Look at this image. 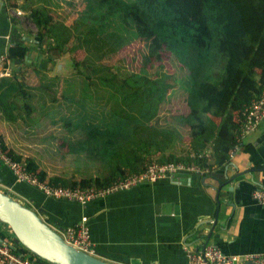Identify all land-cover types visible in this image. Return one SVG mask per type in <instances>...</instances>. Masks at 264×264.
Listing matches in <instances>:
<instances>
[{
  "label": "trees",
  "instance_id": "trees-1",
  "mask_svg": "<svg viewBox=\"0 0 264 264\" xmlns=\"http://www.w3.org/2000/svg\"><path fill=\"white\" fill-rule=\"evenodd\" d=\"M82 1L75 15L76 0H3L35 26L48 64L29 62L24 43L9 50L19 65L0 79L3 151L66 189L109 187L151 163L227 166L238 119L264 90V0H198L201 24L172 0ZM140 44L139 65L107 62ZM67 56L74 74L48 77ZM173 96L180 106L162 110Z\"/></svg>",
  "mask_w": 264,
  "mask_h": 264
},
{
  "label": "crops",
  "instance_id": "crops-1",
  "mask_svg": "<svg viewBox=\"0 0 264 264\" xmlns=\"http://www.w3.org/2000/svg\"><path fill=\"white\" fill-rule=\"evenodd\" d=\"M18 12L0 0V58L24 43L29 62L40 66L44 54ZM259 22L257 35L264 14ZM10 64L13 71L19 65ZM258 186H264V122L242 140L231 162L212 174H179L86 205L50 198L17 182L0 162L1 191L34 209L56 231L87 218L95 256L111 264H186V251L206 242L227 255H264V207L252 197ZM0 231L16 241L1 222Z\"/></svg>",
  "mask_w": 264,
  "mask_h": 264
},
{
  "label": "built area",
  "instance_id": "built-area-1",
  "mask_svg": "<svg viewBox=\"0 0 264 264\" xmlns=\"http://www.w3.org/2000/svg\"><path fill=\"white\" fill-rule=\"evenodd\" d=\"M21 14L20 12H18ZM13 73L10 61L7 57L0 58V79L10 77ZM239 129L237 131V147L234 152L241 148L242 140L264 122V90L261 95L254 99L241 113L238 119ZM0 162L3 163L14 174L16 181L26 183L40 189L50 198L63 199L86 205L97 199L108 197L117 192L128 191L144 184H153L179 174H197L204 176L209 174L208 169L197 165H185L183 163L157 164L151 163L142 173L128 175L117 180L114 184L105 188L66 189L53 187L40 182L38 178L26 170L18 162L13 161L4 151L0 143ZM256 203L264 207V186L256 187L252 192ZM63 239L76 249L95 256V245L92 242L87 218H83L79 224L58 231ZM186 264H264V255L258 254H224L215 244L206 242L197 248L186 251ZM0 264H47L42 260L28 259L13 252L8 243L0 241Z\"/></svg>",
  "mask_w": 264,
  "mask_h": 264
},
{
  "label": "water",
  "instance_id": "water-1",
  "mask_svg": "<svg viewBox=\"0 0 264 264\" xmlns=\"http://www.w3.org/2000/svg\"><path fill=\"white\" fill-rule=\"evenodd\" d=\"M75 71L70 57L56 65L55 74ZM0 222L9 227L18 243L47 264H111L68 244L32 208L0 190Z\"/></svg>",
  "mask_w": 264,
  "mask_h": 264
},
{
  "label": "rangeland",
  "instance_id": "rangeland-1",
  "mask_svg": "<svg viewBox=\"0 0 264 264\" xmlns=\"http://www.w3.org/2000/svg\"><path fill=\"white\" fill-rule=\"evenodd\" d=\"M172 1H175L176 3H178L182 9H185L189 13H192L198 24L203 23L202 19L199 16L198 0H172ZM76 2H77V5H75L74 7L66 5L65 9H68V11L72 12L75 15L79 14L81 11H83L85 4L83 3L82 0H76ZM27 22H28L27 23L28 28L30 29V31H33V33H34L36 31L35 26L28 19H27ZM140 49H143L142 44L139 45V48H138V46L126 48L125 51H123L121 54L113 57L112 59H109L107 62L112 63V64H118V65H121V63H125L128 66L135 67V66L139 65V63L142 60L143 50L140 51ZM145 52H146V50H145ZM42 57L45 58V56H42ZM67 57H69V56H67ZM67 57H63L62 59L67 58ZM62 59H60L59 61H61ZM47 65L48 64L44 61L43 64H40V67L46 68ZM55 69H56V66L52 69V71H50L47 74V76L48 77H53V76L55 77L56 76ZM74 72L75 71H72V70L67 71L65 74H61L57 77H63V78L69 77L70 75L74 74ZM61 85L64 87L63 82H61ZM180 102H181V97L179 98V97L173 96V97H171L170 100H168V102L166 104L163 105L162 110L169 109L171 107L177 108L178 106H180Z\"/></svg>",
  "mask_w": 264,
  "mask_h": 264
}]
</instances>
